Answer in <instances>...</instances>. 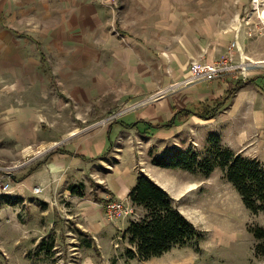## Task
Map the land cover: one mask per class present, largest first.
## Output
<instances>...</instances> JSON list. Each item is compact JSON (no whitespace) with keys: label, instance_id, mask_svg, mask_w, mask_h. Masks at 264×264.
I'll use <instances>...</instances> for the list:
<instances>
[{"label":"crops","instance_id":"1","mask_svg":"<svg viewBox=\"0 0 264 264\" xmlns=\"http://www.w3.org/2000/svg\"><path fill=\"white\" fill-rule=\"evenodd\" d=\"M173 9L168 10V0H119L115 7L108 0H0V151L11 160L46 148L59 151L42 157L31 172L21 170L20 183L8 197L19 201L34 194L38 202L59 207L69 200L95 231L104 228V202L89 192L74 194L70 186L95 177L108 189L106 199L129 198L138 178L140 149L135 144L140 137L145 150L157 145L155 137L168 140L175 127L222 120L227 145L264 158V86L247 89L256 81L245 82L231 97L227 93L233 79H224L204 89L198 88L203 81L193 83L154 99L158 89L189 76L192 63H213L220 56L203 41L212 27L183 33L181 13ZM175 17L176 29L169 33ZM205 105L217 107L214 117L192 113L173 127L156 126L181 109ZM131 111L135 121L119 116L102 122L108 115ZM252 114L262 130L258 151L247 146L251 139L245 123L236 127L237 116L249 120ZM126 153L130 168L122 174ZM100 167L107 173L101 174ZM38 184L44 188L41 194L33 189Z\"/></svg>","mask_w":264,"mask_h":264},{"label":"rangeland","instance_id":"2","mask_svg":"<svg viewBox=\"0 0 264 264\" xmlns=\"http://www.w3.org/2000/svg\"><path fill=\"white\" fill-rule=\"evenodd\" d=\"M155 9L156 6L151 10L153 14ZM169 9H178L181 13L183 33H195V30L200 29L202 31L203 26L206 29L208 26L212 27V33L206 32L203 41L219 52L220 56L216 61L229 54L230 46L237 40L234 50L235 62L245 61L251 67L247 74L239 72L226 79L256 81L247 88L252 92L253 89L256 91V84L264 86V0H259L258 3L255 0H168ZM176 21L177 17L172 21L173 27L168 25L169 33L173 32V28L176 29ZM190 39L192 40L191 37ZM176 82L179 81L174 80L168 87L158 89L153 95L154 99L165 92L169 94L184 87H171ZM212 84L213 81H203L198 84V88H208ZM256 97H262V94ZM138 105H131L130 109ZM125 108L124 112L127 111ZM132 111L124 115H108L102 122L110 123L119 116L123 117V120L135 121L137 115ZM241 117L237 116L236 127L240 129L245 123L251 139L247 146L258 151L260 145L256 139L262 130L256 126L253 119L257 115H250L249 120H241ZM261 120L263 121V118ZM221 121H206L199 127H175V130L168 133V140L155 137L158 146L154 143L145 150L142 149L147 146L144 137H140L135 144L140 149L139 163L135 167L137 177L141 172L151 173L163 182L164 187L175 197L178 208L198 228L205 231L204 238L198 244L175 246L150 259L130 257L127 253L130 242L125 238V230L131 220H139L146 213L143 207L134 205L130 197L108 198L122 201L125 208L121 215L113 219H110L105 211L104 228L97 229L100 230L97 233L96 229L94 231L91 228L87 217L81 213L76 214L77 209L69 200L65 199L66 204L59 207L51 205L50 201L47 204L38 202L39 196L32 194L28 195L29 199L24 198L17 204H12L7 202L9 193L0 195V264H264V258L255 253L257 239L249 229L250 224L264 225V213H254L247 208L239 191L223 177L221 168L217 167L211 176L206 177L201 173L180 168L159 166L152 160L153 156L164 154L168 149L175 152L188 147L199 151L204 158L211 135L223 136L220 130ZM1 123L2 121L0 126ZM141 128L149 130L144 125ZM196 128L199 129L196 131ZM173 132H177L176 137L170 136ZM54 148L56 147L46 148L38 153L35 151L29 154L30 156L14 160L6 159L0 151L1 164H20V169L13 171V189L20 183L24 170L31 172L35 166L42 163L41 158L54 151ZM37 154L40 157L32 161L29 159ZM127 154L119 170L122 174H126L127 168H130L125 166L129 165ZM259 157L264 161L262 155ZM100 169L101 174L107 173V169ZM73 170L82 172L78 167H73ZM98 170L94 169L95 172ZM94 178L87 177V183L82 182L86 193L89 192L87 195L95 201L103 195L106 200L109 195L103 183H97Z\"/></svg>","mask_w":264,"mask_h":264},{"label":"trees","instance_id":"3","mask_svg":"<svg viewBox=\"0 0 264 264\" xmlns=\"http://www.w3.org/2000/svg\"><path fill=\"white\" fill-rule=\"evenodd\" d=\"M244 84L243 79L231 80L227 96H233ZM217 110V107L210 108L207 105L181 109L166 124L156 126L173 127L182 123L184 118H188L192 113L209 119L215 116ZM56 152L59 151H53V153ZM152 160L159 166L180 168L201 173L206 177L211 176L219 167L223 172V177L239 191L247 208L254 213H264V161L258 157L235 151L223 141L219 134L211 135L207 155L204 158L199 151L188 147L175 152L168 149L164 154L153 156ZM70 189L72 193L80 196L87 194L82 183L73 184ZM105 190L108 189L105 187ZM129 197L134 205L146 210L141 219L131 220L125 230V238H128L130 242L127 250L130 257L150 259L164 254L175 246L198 244L204 238L205 231L198 228L178 208L171 193L148 173H140ZM98 200L106 205L112 199L98 198ZM7 202L17 203L18 200L7 196ZM249 229L257 239L256 255L264 258V225L250 224ZM88 242L91 241L88 240ZM44 244L47 248V242Z\"/></svg>","mask_w":264,"mask_h":264},{"label":"built area","instance_id":"4","mask_svg":"<svg viewBox=\"0 0 264 264\" xmlns=\"http://www.w3.org/2000/svg\"><path fill=\"white\" fill-rule=\"evenodd\" d=\"M110 4L115 7L119 0H108ZM237 46V40L230 46L229 54L223 56L213 63H199L195 62L191 65V73L185 79L176 82L171 85L175 86H187L193 83L201 81H214L217 79L224 80L231 74H237L239 72L247 74L251 67L249 63L242 61L241 63L235 62L234 50ZM168 90V89H167ZM20 164H8L3 165L0 163V195L9 194L13 189V171H17ZM34 191L36 193H42L43 187L41 185H35ZM125 205L122 201L112 199L105 205L106 214L110 219H113L121 215L124 211Z\"/></svg>","mask_w":264,"mask_h":264},{"label":"bare ground","instance_id":"5","mask_svg":"<svg viewBox=\"0 0 264 264\" xmlns=\"http://www.w3.org/2000/svg\"><path fill=\"white\" fill-rule=\"evenodd\" d=\"M255 1H256V3H258L259 0H255ZM257 5H258V4H257ZM257 5H256V6H257ZM32 151H33V150H32ZM38 151H39V150H38Z\"/></svg>","mask_w":264,"mask_h":264}]
</instances>
